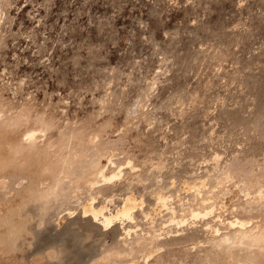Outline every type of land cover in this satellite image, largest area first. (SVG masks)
Returning a JSON list of instances; mask_svg holds the SVG:
<instances>
[{
    "label": "bare ground",
    "instance_id": "obj_1",
    "mask_svg": "<svg viewBox=\"0 0 264 264\" xmlns=\"http://www.w3.org/2000/svg\"><path fill=\"white\" fill-rule=\"evenodd\" d=\"M0 11L1 20L8 6ZM240 83L257 106L217 118L241 147L225 157L214 149L203 166L193 139L157 149L136 134L140 150L125 146L134 126L154 124L156 81L115 138L102 116L114 104L71 121L0 86V264H264V84ZM197 97L177 90L159 107L184 116Z\"/></svg>",
    "mask_w": 264,
    "mask_h": 264
},
{
    "label": "rangeland",
    "instance_id": "obj_2",
    "mask_svg": "<svg viewBox=\"0 0 264 264\" xmlns=\"http://www.w3.org/2000/svg\"><path fill=\"white\" fill-rule=\"evenodd\" d=\"M241 1L0 0L8 6L0 20V86L71 121L114 104L102 116L111 121L105 136L115 138L156 81L146 108L154 124L134 126L125 146L140 150L136 134L149 135L157 149L175 137L193 139L201 147L197 164H207L210 151L225 157L241 147L237 130L217 118L240 110L247 116L257 106L240 80L264 84V0ZM177 90L198 96L185 102L184 116L176 104L159 107Z\"/></svg>",
    "mask_w": 264,
    "mask_h": 264
}]
</instances>
